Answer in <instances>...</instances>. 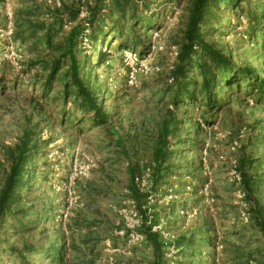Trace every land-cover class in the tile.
<instances>
[{
    "label": "rangeland",
    "instance_id": "1",
    "mask_svg": "<svg viewBox=\"0 0 264 264\" xmlns=\"http://www.w3.org/2000/svg\"><path fill=\"white\" fill-rule=\"evenodd\" d=\"M93 1L0 0V61L6 59L19 78L28 81L30 75L22 69L26 62L40 56L29 50L31 40L22 43L12 39L18 10L22 15L30 12L34 20L44 22L50 21L46 9L59 7L61 3L81 2L79 19L84 20L88 14L86 4ZM144 1L143 4L139 1L137 12L151 14L156 21L137 28L136 33H127L140 42V46L120 50L117 47L120 39L115 37L110 56L106 62H101L104 39L94 50L86 27L79 38L77 52L78 57L83 58L84 54L95 66L97 81L102 83L103 90L112 94L107 101L109 106L115 103L113 97L119 88L127 85L128 111L133 122L147 114V110L142 109L144 91L140 90V83L159 74L172 82L169 73L178 52L174 41L180 40L185 20V0L179 3ZM247 4L257 12L255 21H250L243 11ZM260 12L264 13V0H243L235 10L221 3L208 39L224 48L226 53L234 54L238 65L248 64L261 70L264 76V35L261 37L264 18H259ZM251 25L256 29L252 38L248 31ZM70 26L68 19L64 21L66 30ZM143 47L144 53L140 56ZM45 53L43 50L41 54ZM253 92V96L247 91V95L238 92L230 103L221 107L220 113L213 110L206 115L209 123L203 125V132L194 135L200 143L190 146L184 142L186 153L181 155L178 151L172 158L173 172L160 181L156 191L151 189V166L155 161L150 150L155 143L143 144L145 150L141 148L135 155L137 148L130 139L131 130L126 127L124 118L125 129H120V134L126 139L130 158L113 145L112 136L101 127L85 126L78 134L75 129L65 132L58 125L42 126L40 138L44 143L33 164L37 177L31 188L21 192L22 203L28 208L27 218L32 210L30 203L37 208H41L42 203L55 207L50 211L37 210L32 217L34 221L26 222L38 224L30 231L17 230L11 219L6 221V231L0 236V264H23L19 259L21 254L38 260L37 253L32 257V253L24 252L23 244L28 241L36 248H45L42 226L50 230L55 243L57 238L64 239L68 264H153L156 260L154 248L144 233L149 225L158 233V241L162 244L158 264H264V235L256 221L264 215V164L257 163V159L264 157V110L252 106L253 98L260 97L255 89ZM16 97L13 98L18 103L22 97ZM16 106L0 110V182L8 169L2 150L16 142L20 134V111ZM200 110L194 109L195 116L198 117ZM119 114L120 117L128 116L123 109ZM249 155L255 161L252 160V165L246 164L247 172L263 176L258 178L260 187L257 190L253 183L252 192L245 187L240 170L241 161L247 160ZM131 160L139 165L136 183L146 194L143 213L127 189V167ZM258 201L262 208L260 215ZM136 235L140 237L135 238ZM189 236L190 243H178L179 238Z\"/></svg>",
    "mask_w": 264,
    "mask_h": 264
},
{
    "label": "trees",
    "instance_id": "2",
    "mask_svg": "<svg viewBox=\"0 0 264 264\" xmlns=\"http://www.w3.org/2000/svg\"><path fill=\"white\" fill-rule=\"evenodd\" d=\"M139 1H142V4L145 2L144 0H94L92 4H86L88 14L84 20L79 19L81 2L61 3L59 7L46 9L50 21L37 22L31 17L30 12L22 15L21 10H18L15 13L13 41L24 43L31 40L29 50L38 52L40 56L30 60L29 63L26 62L22 69L24 73L30 75L28 81L19 78L6 59L0 61V110L7 107L10 109L9 106L15 104L20 111L19 121L15 119L20 126L18 140L12 145L4 146L2 150L8 169L4 171L0 182V236L6 231L5 223L8 219H11L12 225L16 226L17 230L30 231L33 229L31 227L38 224H26V222L34 221L32 217L37 210L50 211L55 207L42 203V207L37 208L30 203L32 210L27 218L28 208L22 203L21 192L23 189L31 188L37 177L33 164L35 165L34 159L37 158L44 143L40 138L42 126L58 125L65 132L75 129L78 134L85 126L90 129L101 127L112 136L113 145L117 146L126 158H130L126 139L120 134V129H125L122 123L124 118L126 127L131 130L130 139L137 148L135 155L138 154L139 149L145 150L143 144L155 143L150 150L155 161L151 166L153 182L151 189L156 191L160 181L173 172L172 158L178 151L181 155L186 153L184 142L191 144L190 146L200 143V139H195L194 135L198 136L204 130L203 125L209 123L206 115L211 114L213 110H216V114L220 113L221 107L230 103L238 92L246 94L247 91L249 96H253V89L259 92L260 97L253 98L255 102L252 106L264 110L263 72L255 70L248 64L238 65L234 54L226 53L224 48L208 39L212 24L220 13L221 3L225 2V5H231L235 10L236 5L243 0L183 1L185 20L180 40L174 41L178 45V52L176 62L169 73L172 82H168L164 74H159L160 76L145 78L140 83V90L144 91L142 109L147 110V114L141 115L139 121L133 122L129 116L130 99L127 85L119 88L118 94L113 97L115 103L109 106L107 101L112 94L103 90L102 83L97 81L95 66L84 58V54L83 58L78 57L79 38L86 27L89 28L88 37L94 50H97L104 39L105 50L99 59L101 62H106L110 56L115 37L120 39L117 44L120 50L135 49L140 46V42H136L134 37L128 36L127 33H136L137 28L151 25L156 20L151 14L137 12ZM173 1L180 2V0ZM243 11L250 21L257 19V12L250 8V4H247V8ZM261 14L259 18L262 20L264 13ZM66 18L71 23L68 30L64 28ZM254 25L248 30L251 38L255 36ZM124 33L126 35L123 40ZM263 35L261 33V37ZM143 43L145 44V41ZM140 49L141 56L145 47ZM43 50H46L44 55L41 54ZM19 95L22 98L17 103L15 98ZM244 101L248 105L246 99ZM195 108L201 109L198 117L195 116ZM120 109L125 110L128 116L120 117ZM115 118H119L118 121L114 122ZM113 157L116 159L117 156L113 155ZM260 158L257 159L259 160L257 163L263 165L264 157ZM245 159L247 160L240 163V170L245 187L252 192L253 183L256 185V190L260 187L258 178L264 176V170L263 176L261 174L253 176L252 173L247 172L246 164L252 165L255 160L250 155ZM127 169L129 195L138 210L143 213L146 194L136 183L139 165L131 160ZM257 205L260 215L262 208L259 201ZM262 216L256 221L264 235V215ZM41 229L46 241L45 248H36L28 241L23 244L24 252L32 253V257L37 253L38 260L28 259L21 254L19 256L21 262L68 264L69 258L64 239L57 238L59 240L55 243L54 237H50V230L45 226ZM144 233L154 248L156 260L153 264H158L162 246L158 241V233L152 231L150 225L146 226ZM183 237L179 238L178 243L191 242L190 236L186 239ZM73 245V248L76 247Z\"/></svg>",
    "mask_w": 264,
    "mask_h": 264
},
{
    "label": "built area",
    "instance_id": "3",
    "mask_svg": "<svg viewBox=\"0 0 264 264\" xmlns=\"http://www.w3.org/2000/svg\"><path fill=\"white\" fill-rule=\"evenodd\" d=\"M135 238H138V237H140V235H136V236H134Z\"/></svg>",
    "mask_w": 264,
    "mask_h": 264
}]
</instances>
